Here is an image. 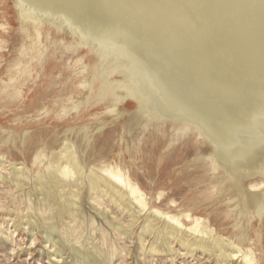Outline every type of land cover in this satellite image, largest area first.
Returning a JSON list of instances; mask_svg holds the SVG:
<instances>
[{"label":"bare ground","instance_id":"bare-ground-1","mask_svg":"<svg viewBox=\"0 0 264 264\" xmlns=\"http://www.w3.org/2000/svg\"><path fill=\"white\" fill-rule=\"evenodd\" d=\"M14 2L23 31L31 27L38 39L45 26L61 33L67 30L73 39L67 47L91 55L75 61L80 67L65 82L69 96L60 93L36 104L39 81L56 78L55 66L47 74L50 62L44 44L29 60L14 64L16 74L9 71L8 80L1 78L0 92L11 89L14 104L22 111L32 106L37 124L53 119L54 113L62 120L56 125L82 121L103 106L119 116L129 103L126 98L132 100L139 120L171 123L177 129L175 140L194 133L207 142L208 165L217 171L207 186L229 191L226 200L233 205L224 216L236 217L231 238L225 235L226 223L217 228L211 212L202 215L196 204H177L160 189L155 197H147L122 159L87 158L83 147H89L94 131L86 125L79 128L84 135L78 143L68 127L60 137L55 133L47 140L40 138L35 151L25 152L33 124L25 121L19 146H14L22 166L10 162L8 178L17 190L28 185L23 196L31 230L38 229L55 250L66 251L74 264H111L117 255L124 261L131 247L118 245L119 239L130 238L140 219L136 250L145 264L147 257L150 262L161 253L172 255L175 242L185 250L184 257L199 250L214 255L215 264H229L234 257L242 264H264L252 247L264 255L263 233L257 230L252 239L247 229L264 222V0ZM0 30L6 25L0 24ZM4 38L0 32V50ZM27 48L23 44L22 49ZM63 76L60 73L57 80ZM103 125L99 122L95 131ZM216 194L202 200L217 203L221 199ZM164 200L169 205L163 208ZM113 207L129 222L107 218ZM96 216L101 220L94 226ZM88 228L99 233L98 242H88Z\"/></svg>","mask_w":264,"mask_h":264},{"label":"rangeland","instance_id":"rangeland-1","mask_svg":"<svg viewBox=\"0 0 264 264\" xmlns=\"http://www.w3.org/2000/svg\"><path fill=\"white\" fill-rule=\"evenodd\" d=\"M177 1L180 2V0ZM212 18L218 17L212 16ZM0 24L6 25V30H0L5 34V42L1 44L3 48L0 50V88L3 86L1 78L8 80L9 71L16 74V70L12 69L14 64L18 61L25 62L35 56L40 46L44 44L47 46L45 58L50 62L47 67V74L50 75L51 68L55 66L52 70L56 78L51 80L49 76L45 83L43 82L44 79L39 81L41 95L36 104L40 105L42 99L49 101L60 93L67 94L70 88L65 86L66 79L74 76L80 67V65H75V61L81 55L91 54L86 53L85 50L68 48V43L72 42L73 39L67 30L65 33H61L52 27L48 30L45 26L43 35L38 39L31 27H28V32L23 31L22 21L18 16L14 0H0ZM47 32L48 36H46ZM23 44L28 46L26 50L22 49ZM27 70L28 68L25 71L27 72ZM28 73L33 74L30 70ZM60 73H64L65 76L59 82L57 76ZM22 75L26 76V73ZM28 83L29 86H32V81ZM12 92L11 89H8L7 93L0 92V175L5 178L0 177V264H74L66 251L55 250L51 243L45 241L38 229L31 230L32 227L26 223L29 210L26 207V198L23 196L28 185L24 186L21 191L15 188L14 182L9 181V172L12 168L10 162L18 163L16 167L21 165V155L14 146H19V134L23 127L21 124L25 121H33L30 127L32 139L28 142L25 152L35 151L39 146L40 138L47 140L55 133L60 137L68 127L73 128L74 133H71L70 137L78 143L84 135V131L80 129L86 125L94 131L90 137L89 147L87 149L83 147L85 153L87 152V158L98 159V156L102 155L108 159H122V162L128 165L137 180L145 188L147 197H155V192L160 189L165 198L173 197L177 204L184 206L188 203L196 204L198 205L196 211L202 215H205V212H211L217 228L221 227V223H226L225 227L228 232L225 235L234 238L232 224L236 217L231 213L228 219L224 216L226 210H230L233 205V202L226 200L230 195L229 191L222 190V186H219L215 191L207 186L208 181L217 171H212L208 165L207 142L194 133H188L175 140L177 129L171 123L161 120H139L134 102L128 98L126 101L129 103L119 116L115 112L108 113L106 106H103L88 112L83 116L82 121L70 119L68 123L56 125L55 121L58 119L54 113L53 119L46 123L37 124L34 112L30 111L33 107L29 106L26 108L27 111H22L21 107L14 104ZM69 95L68 93L67 96ZM98 121H103L104 125L100 130L95 131ZM77 130L78 132H76ZM170 142L171 145L169 146ZM11 153L13 154L11 155ZM122 154L125 155L124 159ZM211 192L217 193L216 196L218 195L221 201L215 203L212 200H202V198L208 197ZM83 203L89 208L88 200L85 199ZM168 205L169 202L164 200L161 206L164 208ZM90 211L94 212L93 209ZM149 211L150 209L146 210L145 213ZM115 216L121 218L124 223H128L130 220L128 216L122 217L114 207L107 210V218L114 219ZM100 220L101 216H96L93 225L100 224ZM253 220L255 221L256 218ZM245 223L244 221V226ZM141 224L142 219L134 225L130 238L119 239L118 245L125 248L131 247V254L127 255L124 261L117 259V255L110 261L111 264H145L137 256L136 250L137 234L140 233ZM247 229L252 239H256V231L261 230L264 239V222L260 225L259 221H256ZM86 232L91 234H89L91 237L88 242H98V232L89 231V228ZM112 235L114 236L113 233ZM172 246L173 256L161 253L150 262L147 260L151 257H147L146 264H215L216 262L214 255L207 252L202 253L197 250L193 255L184 257L181 253H184L185 250L180 245L175 242ZM252 247L255 249L256 258L261 257L260 261L263 262L264 255L261 254L260 248L255 245ZM49 248L51 249L49 250ZM234 263L242 264L241 258L234 257L229 264Z\"/></svg>","mask_w":264,"mask_h":264}]
</instances>
